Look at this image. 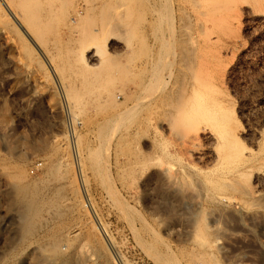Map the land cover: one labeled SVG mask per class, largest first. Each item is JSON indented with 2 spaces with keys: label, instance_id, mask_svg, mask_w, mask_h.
Here are the masks:
<instances>
[{
  "label": "rangeland",
  "instance_id": "rangeland-1",
  "mask_svg": "<svg viewBox=\"0 0 264 264\" xmlns=\"http://www.w3.org/2000/svg\"><path fill=\"white\" fill-rule=\"evenodd\" d=\"M18 1L0 264H264V0H39L40 37Z\"/></svg>",
  "mask_w": 264,
  "mask_h": 264
},
{
  "label": "bare ground",
  "instance_id": "bare-ground-1",
  "mask_svg": "<svg viewBox=\"0 0 264 264\" xmlns=\"http://www.w3.org/2000/svg\"><path fill=\"white\" fill-rule=\"evenodd\" d=\"M13 1V0H12ZM42 1V0H41ZM47 1H49V0H47ZM47 1H46V3H47ZM53 1V0H52ZM52 1H50V2H52ZM62 1V0H61ZM66 1V0H65ZM50 2H48L49 3V5H50ZM54 3H56V1H53ZM62 2H64V1H62ZM40 3V5H41V2H39V0H21V1H18L17 2V8H16V11H15V13H16V15H17V17L19 18V20L21 21L22 20V22H23V20H25L26 21V23H28V27H29V29H31V31H34V33H40V35H39V37L41 36V33L43 32L42 30V32L40 31V28H39V17L38 16H36L38 13L36 12L37 10H35V9H33V10H35V12H34V14H33V10L31 9H29V7H30V5L32 4L33 5V7L34 6H36V5H38ZM65 3V2H64ZM57 4V3H56ZM40 5H38L39 7H40ZM105 5V4H104ZM14 6V5H13ZM46 6V5H45ZM53 6V5H52ZM103 6V5H102ZM37 7V6H36ZM42 7V6H41ZM54 7V6H53ZM62 7V6H61ZM92 7V6H91ZM94 7V6H93ZM92 7V8H93ZM38 8V7H37ZM103 7H101V9H102ZM52 9V8H51ZM56 9V8H55ZM104 9V8H103ZM47 10V9H46ZM60 10H63L62 8L60 9ZM86 10V9H85ZM29 11H32V12H30L29 13ZM39 11H40V8H39ZM52 11V10H51ZM103 11V10H102ZM50 12V11H49ZM88 12V11H87ZM109 12V11H108ZM29 13V14H28ZM35 13H37L36 15H35ZM42 13V12H41ZM44 13H45V11H44ZM100 13H101V15L103 16V12H101L100 11ZM104 13H107V9H106V12H104ZM26 14H28V15H26ZM31 14H33V15H35V16H32ZM43 14V13H42ZM48 14V13H47ZM44 15V14H43ZM42 15V16H43ZM50 15H52V14H50ZM40 16H41V14H40ZM48 16V15H47ZM85 16V15H84ZM92 16V15H91ZM45 17V16H44ZM43 17V18H44ZM90 17V16H89ZM107 17V16H106ZM42 18V17H41ZM86 18V17H85ZM110 16L107 18L108 20H109V22H110ZM82 19V18H81ZM105 19V18H104ZM103 18H102V21L101 22H105L106 21V19L104 20ZM41 20H43V19H41ZM49 20V19H48ZM47 20V21H48ZM55 20V19H54ZM104 20V21H103ZM108 20H107V22H108ZM113 20V19H112ZM87 21V19L85 20V22ZM92 21V20H91ZM82 22V21H81ZM25 23V22H24ZM24 23H22V24H24ZM40 23H42L41 21H40ZM83 23V22H82ZM86 23H88V22H86ZM93 23V22H92ZM47 24H49V23H47ZM52 24H54V23H52ZM105 24V23H104ZM107 24V23H106ZM51 25V24H50ZM81 25V24H80ZM25 26H27V25H25ZM45 26V25H44ZM44 26H43V28H41V29H44ZM47 26V25H46ZM93 26V25H92ZM79 27V26H78ZM82 27V26H81ZM86 27H88L89 28V26H86ZM103 27V25L101 26V30H103L104 31V29L102 28ZM105 27V26H104ZM106 27H107V25H106ZM46 28V27H45ZM49 28H50V26H49ZM48 28V29H49ZM85 28V27H84ZM87 28V29H88ZM109 28V27H108ZM27 29V28H26ZM29 29H27V32H28V34L29 35H31V31H29ZM38 29H39V31H38ZM45 30V29H44ZM84 30V29H83ZM86 30V29H85ZM84 30V31H85ZM35 31H38V32H35ZM46 31V30H45ZM44 31V32H45ZM91 31L92 32H94L93 30H92V28H91ZM97 31V30H96ZM102 31V36L104 35V34H107V31L104 33ZM109 31V30H108ZM88 34H89V32L88 31H86ZM91 32V33H92ZM33 33V34H34ZM38 33V34H39ZM52 33V32H51ZM81 33H83V31H81ZM90 33V34H91ZM95 34H96V32H94ZM56 34V33H55ZM95 34H93V36H95ZM44 35H46L45 33H44ZM52 35V34H51ZM82 36H85L84 34L82 35ZM81 36V37H82ZM87 36V35H86ZM85 36V37H86ZM89 36V35H88ZM35 36H33V38H34ZM85 37H84V39H85ZM95 37H97V35L95 36ZM94 37V38H95ZM54 38V37H53ZM80 38V37H79ZM89 38V37H88ZM88 38H86L87 40H88ZM93 38V37H92ZM93 38V39H94ZM40 39H42V38H40ZM61 39V38H60ZM83 39V38H82ZM103 40V39H102ZM42 41V40H41ZM80 41H81V39H80ZM93 41V40H92ZM44 42V41H43ZM48 42V41H47ZM98 41L96 40L95 41V43H97ZM101 42V41H100ZM87 43V42H86ZM47 44V43H46ZM90 44V43H89ZM88 45V44H87ZM80 46H82V45H80ZM85 47H86V45H85ZM81 48V47H80ZM82 49V48H81ZM78 50V49H77ZM76 50V51H77ZM228 124V123H227ZM36 195V194H35ZM36 203H38V202H36ZM39 207H38V205H36L35 204V202H33V204H31V205H29L28 207H26L25 208V212H24V214H23V218L25 219V223L27 224L26 226V229H25V231H24V233L25 232H27V229H28V226H30V225H32V222L34 221V219H36L37 218V216H38V213L40 212L39 210ZM41 216V215H40ZM36 217V218H35ZM35 223V222H34ZM22 228V227H21ZM22 229H24V228H22ZM31 230H32V228H31ZM28 231H30V230H28ZM23 233V232H22ZM25 235V234H24ZM22 237V236H21ZM23 238V237H22ZM57 242H54V244H52V247H50V253H53V256H54V254H55V256H56V258H57V256H58V259H59V257H61V258H64V253H63V249H61V246H60V241H58V240H56ZM52 242V243H53ZM52 249V250H51ZM65 249V248H64ZM49 251V250H48ZM46 252V251H45ZM49 253V254H50ZM48 254V253H47ZM52 255V254H51ZM67 258V257H66ZM49 260V259H48ZM62 260V259H61ZM64 260H65V258H64ZM50 263V262H49Z\"/></svg>",
  "mask_w": 264,
  "mask_h": 264
}]
</instances>
